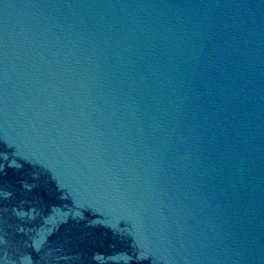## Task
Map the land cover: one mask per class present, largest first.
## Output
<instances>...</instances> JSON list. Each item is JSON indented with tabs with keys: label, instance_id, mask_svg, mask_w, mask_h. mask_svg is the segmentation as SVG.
Segmentation results:
<instances>
[{
	"label": "water",
	"instance_id": "obj_1",
	"mask_svg": "<svg viewBox=\"0 0 264 264\" xmlns=\"http://www.w3.org/2000/svg\"><path fill=\"white\" fill-rule=\"evenodd\" d=\"M0 174L66 201L34 250L89 213L117 262L264 264V0H0Z\"/></svg>",
	"mask_w": 264,
	"mask_h": 264
},
{
	"label": "flooded vegetation",
	"instance_id": "obj_2",
	"mask_svg": "<svg viewBox=\"0 0 264 264\" xmlns=\"http://www.w3.org/2000/svg\"><path fill=\"white\" fill-rule=\"evenodd\" d=\"M20 174L25 178L33 173L22 171ZM7 175L0 174V192L10 194L7 198L0 196V220L12 232L16 252L30 255L32 264H124L116 259L119 253L128 251L127 242L117 238L113 230L92 225L93 216L89 213L83 220L69 218L59 223L43 245L34 250L32 240L43 226V220L54 208L66 205V201L42 176L36 180L38 183L33 179L27 182L34 184L27 190L19 186L24 182L19 176L14 183L12 176Z\"/></svg>",
	"mask_w": 264,
	"mask_h": 264
}]
</instances>
